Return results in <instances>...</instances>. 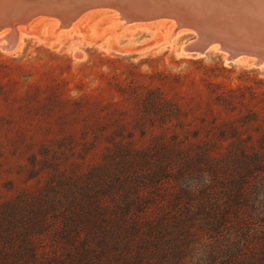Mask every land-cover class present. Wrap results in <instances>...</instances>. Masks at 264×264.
I'll return each instance as SVG.
<instances>
[{
  "label": "trees",
  "instance_id": "trees-1",
  "mask_svg": "<svg viewBox=\"0 0 264 264\" xmlns=\"http://www.w3.org/2000/svg\"><path fill=\"white\" fill-rule=\"evenodd\" d=\"M145 103L147 144L115 139L86 168L53 156L0 204V264H264V110L192 140L178 107Z\"/></svg>",
  "mask_w": 264,
  "mask_h": 264
},
{
  "label": "rangeland",
  "instance_id": "rangeland-1",
  "mask_svg": "<svg viewBox=\"0 0 264 264\" xmlns=\"http://www.w3.org/2000/svg\"><path fill=\"white\" fill-rule=\"evenodd\" d=\"M41 1L55 16L59 1ZM116 13L90 10L73 30L40 16L28 25L15 23L2 39L0 204L37 189L48 175L39 177L34 167L53 156L85 159L86 168L99 163L115 139L134 135L147 144L151 134L142 138L136 118L152 94L180 109L192 140L205 124L264 110V67L254 58L228 61L213 48L205 55L183 53L196 34L180 31L176 21L122 26ZM14 42L13 50L6 47Z\"/></svg>",
  "mask_w": 264,
  "mask_h": 264
},
{
  "label": "water",
  "instance_id": "water-1",
  "mask_svg": "<svg viewBox=\"0 0 264 264\" xmlns=\"http://www.w3.org/2000/svg\"><path fill=\"white\" fill-rule=\"evenodd\" d=\"M8 1L12 0H1L0 2V28L6 24L5 21H14L18 25H28L35 18L40 16H48L58 18L59 21L63 22L66 27H69L75 24L86 12L93 9L107 8L116 10L115 6L111 4V2L102 1V0H89L86 3L79 4L75 6V9L72 11V16L65 18L66 16L55 14L49 15L42 9V1L41 0H21L28 3L27 8L17 9L15 13L17 16H13L15 13L11 12L15 5L13 4L12 8H8L6 10ZM22 2V3H24ZM222 5H226L223 7L221 14H218L219 17H223L226 15H231L233 21H222L216 24H210L203 21L200 15L195 14L189 10H180V9H164L155 11L150 10L149 13L145 15H139L140 17L136 20V22H150L155 20L162 19H174L178 25L181 27L180 31H192L196 34V37L187 43L182 48L183 53L189 54H200L205 55L211 47L214 45H219L221 47L222 52L225 54L228 53L230 59L228 61H233L235 58L241 57H259L264 60V39H259L258 36L264 35V25L252 24L249 22H242V20L249 19L250 17L243 14L242 10H250L249 12H253L254 9L250 7H246L248 4L242 8L238 3L230 2L228 4L223 3ZM177 11V12H176ZM15 18V20H14ZM9 23V22H7ZM256 39H255V38ZM264 37V36H261ZM258 67V66H257Z\"/></svg>",
  "mask_w": 264,
  "mask_h": 264
},
{
  "label": "bare ground",
  "instance_id": "bare-ground-1",
  "mask_svg": "<svg viewBox=\"0 0 264 264\" xmlns=\"http://www.w3.org/2000/svg\"><path fill=\"white\" fill-rule=\"evenodd\" d=\"M43 1L45 2V0H43ZM48 1H50V0H48ZM58 1H59L58 3H60V6L55 8L56 10L53 9L55 11V12L53 11V13L64 15V16H66L65 18H68V17L72 16V13H73L72 11L75 9V6H77L79 4L81 5L83 3H86L88 0H58ZM102 1L111 2V4L115 6V8L118 11V14L116 13L117 18L118 19H119V17L121 18L120 22H121L122 26L127 25L128 23H132L134 21L136 22V20L140 17L139 15H142V14L145 15L146 13H149L150 10H153V12H155V11H159V10L163 11L164 9H168V10H170V9L189 10L195 14L200 15L202 18H204V19H202L203 21H205L206 23H210V24H216V23L222 22L224 20L233 21L232 16L229 14L228 15L225 14L223 17L218 18V14H221L223 7H226V5L219 4V3H222L221 2L222 0H102ZM0 2H1V0H0ZM22 2H24V1H21V0L8 1L7 4H9V5L7 6L6 10H8V8L11 9L13 4H14L15 7L13 8V10L11 12L15 13V11L17 9H20V11H22V9H23L22 7L27 8V6H28V3H26V2L22 3ZM230 2L238 3V5L240 6L239 8H242V9H244L243 7L245 6L243 4H248V5H246V7L251 6L254 9L253 12L252 11L249 12L250 10H246V11L242 10L243 14L246 13L245 15L250 17L249 19L247 18L245 20H242L243 23L245 21V22H249L252 24H258V25L263 24L264 25V0H223V3H226V4H228ZM72 4H73V6H72L73 9L70 11L69 5H72ZM53 5H55V4H52V6ZM42 9H43V7H42ZM44 9H45V7H44ZM46 9H48V8H46ZM50 10L52 11L51 8H50ZM48 11L46 10V13ZM15 15H17V13H15L13 16H15ZM16 17L17 16H15V18ZM15 18H14V20H15ZM124 19L127 22H125ZM10 20L5 21L6 24L0 28V30H2L6 26L12 27L10 29H8V27H6L7 28L6 30H4L3 32H0V45H4V43H2V39L5 40V38H6L5 35L7 33H9L10 31H13L15 29V26H14L15 22L14 21L12 22ZM7 22H9V23H7ZM79 25H77V23H76L75 25L73 24L71 26V24H70L69 27H67V29L73 30V29L78 28ZM178 27H180V26L178 25ZM261 36H264V35L261 34ZM261 36H258L259 39H264V37H261ZM16 46H17V44L14 42V43H8V46H6V47H8V49H10V50H13ZM211 48H213L212 50H214V51H217V49L221 50V47L219 45H214ZM226 57H227V60L230 59V56L228 55V53L226 54ZM245 59H247V58L246 57H243V58L241 57L239 59L235 58V59H233V62H237V61L245 60ZM254 62H255V65L264 67V60L260 59L259 57H254Z\"/></svg>",
  "mask_w": 264,
  "mask_h": 264
}]
</instances>
